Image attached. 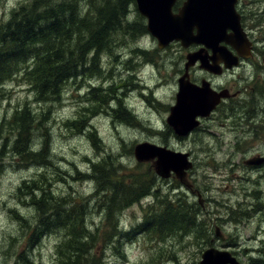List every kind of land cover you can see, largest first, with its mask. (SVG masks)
Instances as JSON below:
<instances>
[{"label":"rangeland","instance_id":"1","mask_svg":"<svg viewBox=\"0 0 264 264\" xmlns=\"http://www.w3.org/2000/svg\"><path fill=\"white\" fill-rule=\"evenodd\" d=\"M23 1L25 0H5L0 4V23L7 21L11 10ZM100 1L102 0H93L97 7ZM82 2V8H85L90 0ZM242 3L244 4L243 0ZM135 7L136 3L132 10ZM263 10L264 0H247V32L257 36L259 42L255 61L247 65V71L239 70L234 76L229 74L225 79L218 78L214 83L216 87L229 88L230 85L235 88V83L241 87L247 85L249 133L247 141L244 142L240 138L244 139L246 135L238 128L244 122L242 118L235 120L238 112L237 116L230 114L234 102L223 106L221 112L218 110L209 118L200 119V127L184 137V140H179L172 129L166 127V118L169 115L167 106L175 104L179 90L178 79L184 74L187 55L193 53L192 46L184 48L180 42H175L178 45L160 49L157 39L144 25L141 26V33L135 38V43H127L126 48L114 52L113 56H118V59L112 58V55H102L98 65L99 68L100 65L102 67V75L89 77V65L84 73L83 65L75 67L74 72L79 77L67 81L59 102H43L21 80L10 82L7 85L6 98L0 107V125L2 119L9 118L16 107L24 103H28L34 113H43L45 129L36 131L35 144L41 146L43 137L50 139L49 153L54 166L42 163L40 166L25 167V162L17 155L15 148L17 134H10V145L0 155V264H17L24 254L29 259H25L26 264H60L58 246L64 240L63 233L51 232L43 240L40 238V244L35 247L31 238L42 229H28L25 224L27 219L32 226L34 212L33 207L28 205L27 197L18 189L23 181L32 185L34 180H39L41 185L49 184L57 200L68 203L67 197L74 196L77 202L86 201V229L95 239L98 238L95 254L99 256V262L199 264L202 253L209 248L205 245L209 239L212 247L228 250L242 264H246L250 255L256 253L259 243L264 241V164L246 165L251 159L264 157V28L257 27L254 17ZM133 34L136 35L137 32L127 31L124 37L129 38ZM81 36L85 37L84 34ZM110 39H113L114 45L123 43L119 41V35L113 38L111 35ZM77 43L78 40L74 38L67 47L76 50L77 45L79 46ZM130 47L140 48L146 55L132 53ZM201 71L204 70L198 66L189 69V75L195 79L192 80L194 83L199 84L197 81L206 78ZM107 72L111 74L110 77L106 75ZM127 72L135 73L141 80L128 78ZM127 82H136L135 87H127L130 98L126 103L132 104L131 111L137 116L133 119L125 114V102L119 89L121 84L126 85ZM92 86L102 88L96 93L98 97L93 95L95 92H89ZM112 87L116 90L111 97L113 102L107 97ZM134 88H139L140 92L149 97L141 100L137 93L130 91ZM233 124L238 130H230ZM8 130V127L1 130L2 135L8 136ZM91 131L96 134L97 141L92 138ZM225 136L227 138L223 140ZM144 142L190 154L194 167L189 171V179H193L195 188L202 193L201 205L197 195H192L185 188L181 189L177 181L158 178V184L153 189L158 188L162 194L160 184L165 190L164 194L170 190L175 199L183 194L187 203L197 204L202 211L200 218L207 221L209 229L212 226V232L206 231L202 238H197L193 232L190 237L168 238L165 241L157 239L155 235L143 233L135 237L132 229L142 223L143 210L149 206L157 208L153 196L120 212L112 213L111 224H117L113 229L108 227L109 217L101 203L106 204L110 193L105 195L106 190L102 192L92 179H82L80 174H89L87 172L91 165L106 160L112 162L116 168L122 165L127 169H136L139 163L135 161L132 151L136 144ZM18 147H21L19 143ZM108 157L111 158L106 159ZM149 165L142 164L136 173L150 171ZM119 204L113 207L115 211ZM228 208L247 209L250 213L245 220L235 222L232 216L229 217ZM216 228H220L225 240L216 236ZM117 230L131 231L129 237H135L134 240L121 237L120 246L116 241ZM104 231L107 233L105 238ZM88 261L95 260L88 257L83 264Z\"/></svg>","mask_w":264,"mask_h":264},{"label":"trees","instance_id":"2","mask_svg":"<svg viewBox=\"0 0 264 264\" xmlns=\"http://www.w3.org/2000/svg\"><path fill=\"white\" fill-rule=\"evenodd\" d=\"M4 1L0 0V4ZM81 2L82 0H25L11 10L7 21L0 23V107L7 95V85L18 80L27 84L37 97L43 99V102H59L62 98L63 86L67 81L78 77L74 72L75 67L83 65L84 73L89 65L87 71L89 77L102 75L104 72L101 65L100 68L98 65L103 54L118 59V56H113L115 51L126 48L127 43L137 41L135 38L141 33L145 19L135 9L132 10L135 0H112V2L102 0L99 2V7L90 0L85 8H82ZM254 17L257 27L264 28V10ZM127 31L137 34L129 36V39L124 37ZM82 34L85 37H82ZM111 35L112 38L119 35L122 45H119L120 43L114 45L113 39H110ZM74 38L79 43L76 50L67 47ZM131 51L136 53L130 47ZM106 75L111 76L109 72ZM113 87L107 95L109 100H113L111 97L116 91ZM95 94L96 92L93 95L99 96ZM124 110L130 118L137 117L127 113L125 106ZM43 117V113H34L29 104L24 103L16 107L9 118L2 119L0 132L8 127L9 135L0 133V155L5 151L6 146L10 145V134L16 133L15 148L17 155L25 162L23 163L25 167L40 166L42 163L54 166L49 153L50 139L46 136L41 140L43 143L41 146L35 144L36 131L40 128L45 129ZM92 138L97 141L94 132ZM109 158L111 157L106 159ZM141 165L139 163L133 170L122 165L116 168L112 162L106 160L91 165V169L87 172L89 174H80L82 179H92L91 181H94L102 192L106 190L105 195L110 193L106 204L101 203L109 217V220L107 219L109 228L113 229L117 224L115 222L111 224L112 213L120 212L153 196L157 208L153 209V206H149L143 210L142 223L136 229H132L136 234L135 237L143 233L155 235L157 239L165 241L168 238L190 237V233L193 232L197 238H202L206 231L212 232V226L209 229L207 221L200 218L202 211L197 204L187 203L183 194H179L175 199L170 194V190L164 194L165 190L159 184L163 190L160 194L158 188L153 189L158 184L156 183L158 177L152 166L149 165L148 172L136 173ZM18 190L27 197L28 205L33 207L35 221L31 226L26 219V227L42 229L31 238L35 247L40 244V238L43 240L51 232H61L64 240L58 246L60 264H83L88 257L95 261H88L87 264H108V261L99 262V256L95 254L98 238L95 239V236L86 229L88 214V211H84L86 201L77 202L74 196L67 197L68 203L57 200L51 186L41 185L39 180H34L32 185L23 181ZM117 203L120 204L115 211L113 207H116ZM228 210L229 217L232 216L235 222L245 220L250 213L247 209L228 208ZM130 233L131 231L117 230V243L121 246V237L134 240L135 237H129ZM106 236L107 233L104 231V238ZM205 245L212 246L209 239L206 240ZM25 259L28 260L24 254L17 264L20 262L26 264ZM246 264H264V241L259 243L256 253L250 255Z\"/></svg>","mask_w":264,"mask_h":264},{"label":"water","instance_id":"3","mask_svg":"<svg viewBox=\"0 0 264 264\" xmlns=\"http://www.w3.org/2000/svg\"><path fill=\"white\" fill-rule=\"evenodd\" d=\"M176 1L135 0L138 12L147 19L148 32L157 39L160 49L173 42H180L184 48L202 46L199 51L187 55L185 73L178 82L176 104L171 107L166 120L177 136L187 137L200 125L199 118L209 117L228 93L215 92L205 81L201 86L192 83L189 69L200 62L201 69L220 74L218 55L222 57L224 67L232 69L239 64L240 58L251 57L253 43L242 27L241 15L236 9L238 0H185L182 8L175 14L173 6ZM222 43L231 46L237 55ZM209 50L213 55H209ZM134 156L138 163L152 162L160 178L168 179L174 174L182 184L190 188L187 177L193 168V162L188 153L174 152L146 142L135 146ZM263 162L264 158L252 159L247 161V165L257 166ZM220 233V228H216V236L225 240ZM199 264L242 263L230 251L210 247L202 253Z\"/></svg>","mask_w":264,"mask_h":264},{"label":"flooded vegetation","instance_id":"4","mask_svg":"<svg viewBox=\"0 0 264 264\" xmlns=\"http://www.w3.org/2000/svg\"><path fill=\"white\" fill-rule=\"evenodd\" d=\"M243 1H244V4L242 3V0H238L237 5H236V9H237L238 13L241 15L242 27L244 28V31L246 32V34L248 33V37H249L250 41L253 43V47H252V51H251V57L248 58V59L247 58H240L239 59V64L237 66H234L232 69H226L224 67L225 66V63L222 62V57L220 55H218L217 56V63H218V71L221 72L220 74L219 73L218 74L210 73V72H208V71H206L204 69H201L200 68V62H198L196 64V66H198L201 70H204L205 72L204 71H201V72L206 75V78H204V79H202L200 81H197V82H199V84L194 83L193 81H195V79H193L189 75L190 81L192 83L198 85V86H201L202 82L205 81V82L209 83L210 86H211V89L214 90L217 93H220L222 91H227L228 92L227 93V97L222 99L221 103L215 108L214 111H218L219 110L221 112L220 109L223 106H226L228 104H231V102H234L233 106L231 107L230 114L231 115H234V116H237L236 113L238 112L239 114H238L237 117H235V120H237L238 117H239V119L242 118V120L244 122L242 125H239V127H238L243 132V134L246 135V136H244L245 137L244 139H241L240 138L241 142L247 141V133H249V130H247V106H246L247 105V85L241 87L240 85H238V84L235 83V88H232L233 87L232 85H230V88H229L227 86H224V87H220V86L219 87H216V86H214V83H216L218 81V78L220 80L225 79L229 74L231 76H234V74H237V72L239 70H246L247 71V65L250 64V63H253L255 61V56H256V53H257V51L259 49L258 48V43L259 42H258V37L257 36H252L249 32H247V0H243ZM184 2H185V0H177L175 2V5L173 6V13L177 14L179 12V10L182 8ZM136 7H135V10L138 12V9ZM142 25H144V27L147 30V20L146 19H145V22ZM228 34H231V31H228ZM176 45H178V44L172 43V44H170L168 46L169 47H172V46H176ZM221 45H225L230 52H232L234 55H237V52L231 46L226 45L225 43H222ZM191 49L190 50L192 52H195V51H198L199 49H201V46H192ZM132 50H134L138 55H143V56L146 55V53L142 49H140V48H137L136 47V48H134ZM208 53H209V55H213V52L211 50H209ZM130 59H129V61H130ZM129 61H128V63H129ZM184 66H185V64H184ZM119 73L121 74V72H119ZM127 74L129 75L128 78H130V79H131V77H134V79L136 81H138V80L140 81L141 80L140 77H138L136 75H133L130 72L129 73L127 72ZM179 79H178V82H179ZM135 84H136V82H134L133 84L130 83V82H127L126 85L121 84V87H119V89L121 90L120 91V94L122 95V97H123V99H124L125 102H127L128 99L130 98V96H128V94H127V87H135ZM141 85H142V82H141ZM178 86H179V84H178ZM92 90H96V93H97V92L101 91L102 88L92 86L90 88L89 92H91ZM130 91H132L133 93H137V95L140 96L141 100H145V97H149V95H146V94L144 95L142 92H140L139 91V88H134L133 90H130ZM150 100H151V98L148 99V101H150ZM111 101L113 102L114 100H111ZM236 101H239V102L236 103ZM139 103H142V101L139 100ZM131 105H129V108L130 109L132 108ZM151 105H152V108H155V105L154 104H151ZM171 106H167L168 110L171 108ZM243 110L245 112H243ZM225 114L223 115L224 117H225ZM228 117L229 116H227V118ZM125 126L127 127L128 125H125ZM223 126H226V125H223ZM166 127H169V126L167 125ZM238 128H237V126L235 124H233L231 126L230 130L231 131H235V129L238 130ZM226 138L227 137L225 136V138L223 140H226ZM178 139L179 140H182L181 138H178ZM261 157H263V156H261ZM152 168H153V166H152ZM153 171H154V168H153ZM189 173H188V177H187V183H189L190 188H188L187 186H185L184 184H182L175 177V175H173V174L171 175L170 179H168V181H177L179 183V186H180L181 189L183 187L184 188H188L190 190L189 192L192 195L193 194H196L197 197L201 198L200 196L202 195V193L195 188V184L192 182L193 179L192 180L189 179Z\"/></svg>","mask_w":264,"mask_h":264},{"label":"bare ground","instance_id":"5","mask_svg":"<svg viewBox=\"0 0 264 264\" xmlns=\"http://www.w3.org/2000/svg\"><path fill=\"white\" fill-rule=\"evenodd\" d=\"M91 58V57H90ZM96 59V58H95ZM95 64H97V63H95ZM135 70V69H134ZM241 105V104H240ZM247 106V105H246ZM243 112H245L244 110H243ZM244 116V115H243ZM254 116V115H253ZM239 118V117H238ZM245 120V119H244ZM256 120V119H255ZM258 121V120H257ZM255 122V121H254ZM252 123V122H251ZM257 123V122H256ZM259 123V122H258ZM257 126V125H256ZM255 126V127H256ZM241 127V126H240ZM250 129V128H249ZM77 174H79V173H77ZM86 174V173H85ZM180 193V192H179ZM149 197H152V196H149ZM149 197H147V198H145V199H148ZM177 198V197H176ZM144 199V200H145ZM108 204V203H107ZM200 204V203H199ZM201 205V204H200ZM202 214V213H201ZM199 216H200V214H199ZM201 217V216H200ZM204 217V216H203ZM35 220H33V222H34ZM31 223V222H30ZM33 225V224H32ZM207 225V224H206ZM89 226V225H88ZM31 228V227H30ZM189 234V233H188ZM185 235H186V233H185ZM32 245V244H31ZM29 260V259H28Z\"/></svg>","mask_w":264,"mask_h":264}]
</instances>
